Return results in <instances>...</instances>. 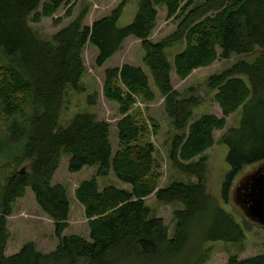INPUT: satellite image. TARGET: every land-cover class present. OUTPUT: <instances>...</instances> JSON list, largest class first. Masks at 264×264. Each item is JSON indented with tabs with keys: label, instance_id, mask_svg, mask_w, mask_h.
Segmentation results:
<instances>
[{
	"label": "trees",
	"instance_id": "trees-1",
	"mask_svg": "<svg viewBox=\"0 0 264 264\" xmlns=\"http://www.w3.org/2000/svg\"><path fill=\"white\" fill-rule=\"evenodd\" d=\"M62 7L67 8L65 16L72 17V0H0V121H8L4 126L9 134L1 138L0 151L26 141L16 160L31 161L29 172L15 171L14 166L10 171L12 164L0 167V264H175L194 250L195 239L199 249L184 264H205L211 249L202 251V244L245 242L250 223H240L221 202L229 201L233 182L246 167L264 163V0H202L199 4L197 0H138L137 15L126 27L118 25L125 7L122 3L92 27L83 25V12L51 40L42 39L30 20L39 24L44 18H54ZM157 7L167 10L168 20L181 22L173 34L154 43L151 35L158 22ZM62 22V18L55 20L57 25ZM129 38L141 42L143 62L179 132L170 160L184 175L196 177V183L174 182L158 188L161 175L155 146L143 142L148 128L131 114L137 99L151 103L156 98L141 67L124 64L105 71L104 97L119 106L122 116L117 124L120 149L116 154L110 123L95 114H77L68 127L61 126L67 96L85 90V47L90 43L97 49L96 65L102 68ZM183 43L185 48L172 65L167 51ZM250 56L209 80L222 117L204 114L196 118L198 99L184 97L171 84L173 68L184 81L219 60ZM88 102L94 106L96 94ZM239 111L240 125L219 140L229 148L230 167L219 201L208 190L207 159L202 156L214 147V133L225 130L227 119ZM64 156L69 157L71 173L98 167L96 177L83 181L76 190L88 220L90 241L80 235L63 236L69 225V191L52 181ZM112 170L131 185V191L114 186L100 190L98 178L109 176ZM28 188L41 211L54 222L59 244L55 251L44 253L28 242L17 254L6 256L7 218ZM153 195L161 203L184 206L174 214L173 236L146 204ZM228 264H264V254L246 259L231 256Z\"/></svg>",
	"mask_w": 264,
	"mask_h": 264
},
{
	"label": "rangeland",
	"instance_id": "rangeland-1",
	"mask_svg": "<svg viewBox=\"0 0 264 264\" xmlns=\"http://www.w3.org/2000/svg\"><path fill=\"white\" fill-rule=\"evenodd\" d=\"M198 4L202 0H197ZM122 3H125L122 18L118 25L126 27L131 24L138 12V0H72L75 4L72 17H66L67 8L62 7L54 18H44L39 24L30 20L29 25L44 40H51L54 35L72 24L80 14L86 12L83 25L92 27L96 21H99ZM158 22L152 32L151 41L158 43L167 36L173 34L181 19H167V10L164 7H157ZM41 11V9H40ZM62 18L60 25L55 20ZM31 19V18H30ZM185 48V44H177L167 51L168 58L174 65V58ZM145 52L142 49L141 42L135 38H129L121 52L109 60L102 68L96 65L98 57L97 49L90 43L83 51V61L86 67V74L82 81L85 88L84 92H70L67 96V104L61 115V126L68 127L74 117L80 113H93L100 121L110 123L111 141L114 147V154L119 151L120 141L118 138L117 124L122 119L119 112V106L108 101L103 94L105 71L109 68L122 67L124 64H130L144 69L150 79L151 88L156 98L154 102L148 103L137 99L131 114L135 116L140 123H144L148 128V133L143 142L152 143L155 146V161L157 172L161 177L158 181V188H166L174 182L196 183V177H190L181 173L171 162L170 153L174 138L179 134L178 130L172 125V120L168 116L165 107V99L155 86L153 76L145 66L143 59ZM250 57L232 58L231 60H219L208 68H201L193 72L186 80L182 81L176 75L175 69L171 71V84L173 89L180 92L184 97H195L199 105L195 109V117L199 118L204 114H214L222 117L220 107L214 101L215 91L209 88V80L213 75L219 74L231 67L237 60L249 59ZM96 94V104L90 105L88 100L90 95ZM242 118L241 111L235 113L227 119L228 125L223 131H216L214 137L216 143L213 148L209 149L202 157L207 159V185L212 196L221 201L223 185L226 176L230 171L227 161L229 148L227 145L219 142L223 134L230 128H236L240 125ZM8 121H0V140L8 138L6 128ZM154 124L158 126L157 134H154ZM26 141L18 143L13 149H4L0 151V167L6 164H12L15 171L31 170V161L21 158L17 162L24 150ZM200 158V157H199ZM196 158L195 160H199ZM98 167H85L78 173L69 171V157L64 156L61 160L59 169L53 177V185H65L69 191L71 210L69 215V225L64 231L63 236L80 235L87 240H91L88 220L85 217L83 206L76 199V190L80 183L90 180L97 175ZM264 172V163L255 164L246 167L234 180L228 202H221L224 208L232 213L240 222H249L251 232L247 233V239L242 244H226L223 242L202 244V251L211 249L210 256L205 264H228L231 256H237L239 259H246L257 255L264 254V227L252 220L244 207V188L250 179L257 173ZM100 190L105 187L114 186L118 189L131 191L130 184L124 183L114 174L113 170L107 177L98 178ZM2 187L0 188V190ZM3 194L0 191V215L2 214ZM146 204L151 208L152 215L164 220L169 227L170 236L174 235L176 220L174 214L177 210L183 209L182 204H165L157 201L155 195L146 200ZM7 230L10 238L5 250L6 256L17 254L22 246L28 242H33L37 248L44 253H51L56 250L59 241L55 234L54 222L45 215L39 208L33 191L28 188L23 198L17 200L12 206V213L7 218ZM198 241V237L196 236ZM199 245V243H198ZM210 247V248H209ZM190 253L175 264H184L195 249H199L196 239L191 245ZM199 255V254H198ZM197 257V256H196ZM168 264H174L168 263Z\"/></svg>",
	"mask_w": 264,
	"mask_h": 264
},
{
	"label": "water",
	"instance_id": "water-1",
	"mask_svg": "<svg viewBox=\"0 0 264 264\" xmlns=\"http://www.w3.org/2000/svg\"><path fill=\"white\" fill-rule=\"evenodd\" d=\"M244 190V207L249 217L264 227V172L254 175Z\"/></svg>",
	"mask_w": 264,
	"mask_h": 264
},
{
	"label": "flooded vegetation",
	"instance_id": "flooded-vegetation-1",
	"mask_svg": "<svg viewBox=\"0 0 264 264\" xmlns=\"http://www.w3.org/2000/svg\"><path fill=\"white\" fill-rule=\"evenodd\" d=\"M247 184H248V183H247ZM244 192H245V191H244ZM245 193H246V192H245ZM245 193H244V194H245ZM244 198H245V197H244Z\"/></svg>",
	"mask_w": 264,
	"mask_h": 264
},
{
	"label": "bare ground",
	"instance_id": "bare-ground-1",
	"mask_svg": "<svg viewBox=\"0 0 264 264\" xmlns=\"http://www.w3.org/2000/svg\"><path fill=\"white\" fill-rule=\"evenodd\" d=\"M127 252V251H126ZM127 256V255H126Z\"/></svg>",
	"mask_w": 264,
	"mask_h": 264
},
{
	"label": "crops",
	"instance_id": "crops-1",
	"mask_svg": "<svg viewBox=\"0 0 264 264\" xmlns=\"http://www.w3.org/2000/svg\"><path fill=\"white\" fill-rule=\"evenodd\" d=\"M222 112V111H221Z\"/></svg>",
	"mask_w": 264,
	"mask_h": 264
}]
</instances>
